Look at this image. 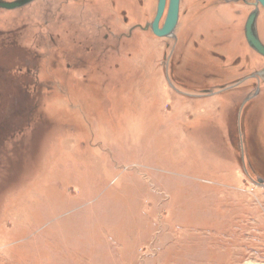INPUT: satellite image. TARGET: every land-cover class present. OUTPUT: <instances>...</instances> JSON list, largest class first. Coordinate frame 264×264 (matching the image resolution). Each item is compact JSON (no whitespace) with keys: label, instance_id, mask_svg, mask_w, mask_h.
Masks as SVG:
<instances>
[{"label":"rangeland","instance_id":"obj_1","mask_svg":"<svg viewBox=\"0 0 264 264\" xmlns=\"http://www.w3.org/2000/svg\"><path fill=\"white\" fill-rule=\"evenodd\" d=\"M158 1L37 0L1 18L0 42L20 43L0 52V264H264V149L245 152L240 129L249 111L264 143V60L245 50V90L240 44L220 62L134 31ZM184 7L215 20L202 29L241 23L224 0Z\"/></svg>","mask_w":264,"mask_h":264},{"label":"flooded vegetation","instance_id":"obj_2","mask_svg":"<svg viewBox=\"0 0 264 264\" xmlns=\"http://www.w3.org/2000/svg\"><path fill=\"white\" fill-rule=\"evenodd\" d=\"M2 1L10 3V2H14L16 0H2ZM205 1H207V0H201L202 3ZM35 2H37V0ZM35 2H33V3H35ZM168 2H169V0H167V4H169ZM257 2H258L257 0H253V1L252 0H224L225 5H234L235 4V5L239 6V8H241V9L237 10L236 12L231 13V15H230V13H229V15H227V17H230V16L233 17L234 16V17L238 18V23H240V22L241 23L240 24H234V26H238V28L237 29L233 28V26L228 24L230 22L234 23L235 20H232L231 18H227L230 21L227 22L226 24H224V26H220V28L219 27L215 28L216 25L214 27L210 25V26H207L206 28L202 29L200 26L197 25L198 21L202 17H205V16L210 17L209 21H211V22H214L215 20L211 18L210 14L205 15V10H201V9L200 10H192L189 8L186 9L184 7V0H181L178 24L174 30V33L168 37H160V39L165 41L164 44H170L172 42H175L174 40H176V44H189L190 48L194 51L200 47V46H198L199 44H210L207 47V49H208L207 53H206L207 57L209 56L211 59L218 60L220 62H226L227 61V57L224 55V53L219 52V51H221V49L224 50L225 44H240V47H242L243 53L241 55L235 57L234 64L237 63L238 66H240V64H241L242 68L239 69L241 72L239 73V77L236 79V81L240 83V84L238 83L239 88L247 90V87H250L251 81H256L257 79L255 76L249 78V75H248V79H245V78H247V76L242 75L243 71H244L243 70V68H244L243 64H245V61H247V59H248V56H245L246 55L244 53L245 50H247L250 53V55H253L254 57H258V58H261L264 60L263 56H261L260 54L255 52L249 46V43H248L247 38H246V30H247L246 25L248 23V19L251 16V14H253L257 9L258 12H257V19H256V31H257V35H258L261 43H263V45H264V37L262 36L263 28H264V8L261 6L260 3H258V5L256 6ZM33 3H31L29 5H32ZM167 4H166V9H165L164 14H163V18H161L160 23H159L160 28H162L164 23H165V18L167 16V12H168V5ZM27 6H25V8ZM246 9H250V11L247 13V15L245 13ZM20 10L22 11V8L16 9V10H6V9L0 8V25L3 27L2 24H3V22L6 21V20L1 21L2 20L1 18H3V16L5 14L8 15L9 13H16ZM223 16H225V15H223ZM215 17H219V15H217ZM123 21L127 22L126 19H124ZM185 21H186V23H185ZM151 24L147 25L145 28H142V27L136 28V29H134V31L140 29L143 31L144 30L145 31H151L153 33L152 28H151ZM2 27H0V36H3L4 34L7 33L8 39H11V31H9V30L6 31V30L2 29ZM13 32L15 33V31H13ZM15 39H16V37L12 41L2 40V42H0V44H3V45H0V52L2 54L3 59L5 58V54H6L5 50L8 46L10 48L12 46L14 47L15 44L20 43L18 41V37H17V40H15ZM6 44H10V45H6ZM241 60H242V63H241ZM178 63L180 64V61ZM234 67H237V66L234 65ZM9 70L10 71L8 73L14 74V73H16V71L21 72L22 68L18 67V66H14L12 69L10 68ZM4 73L5 72H2L0 74V86H6V87L8 86L10 89V84L5 79L6 77H5ZM258 76H260V73H258ZM210 78H211V82H215V81H219L220 76L212 73ZM210 78L208 75H207V77L205 76L206 81H209ZM180 85H184V84H180ZM195 86L196 85H194V86L190 85L189 89H183V90H185L186 92H189V91H191V89L195 88ZM1 94H2V92H1ZM246 112L244 113L245 115L243 116V119L240 120L241 144L243 146V149L246 152V145H253V144H256L257 148H259V150H261V148L264 149V147H262V145L264 143H262L259 140H256V138H255L256 135H255V137L252 136L250 134L249 130L247 129L248 128L247 126L249 124L247 125L245 118H247L249 111L247 113ZM3 140H2V142H3ZM254 169L252 168L251 165H249L248 163H245V167L243 168L242 171L244 172L245 176H247L249 179H251L250 178L251 173L256 172V170H254ZM259 183H260V186H264V180L259 179Z\"/></svg>","mask_w":264,"mask_h":264},{"label":"water","instance_id":"obj_3","mask_svg":"<svg viewBox=\"0 0 264 264\" xmlns=\"http://www.w3.org/2000/svg\"><path fill=\"white\" fill-rule=\"evenodd\" d=\"M36 0H16L14 2H4L0 0V8L6 10H16L23 8ZM258 3L264 8V0H257ZM167 4V0H159L158 1V9L154 22L151 24V28L153 33L157 37H168L174 33V30L178 24L179 19V10L181 0H169ZM166 4L168 5V12L165 18V23L162 28L159 27V23L161 18H163L164 11L166 9ZM258 10L251 14L248 19V23L246 25V38L249 43V46L258 54L264 57V45L261 43L257 31H256V19H257ZM260 76L264 78V71L260 72Z\"/></svg>","mask_w":264,"mask_h":264},{"label":"bare ground","instance_id":"obj_4","mask_svg":"<svg viewBox=\"0 0 264 264\" xmlns=\"http://www.w3.org/2000/svg\"><path fill=\"white\" fill-rule=\"evenodd\" d=\"M160 38V37H159ZM249 264H260V263H256V262H254V261H251V262H249Z\"/></svg>","mask_w":264,"mask_h":264}]
</instances>
